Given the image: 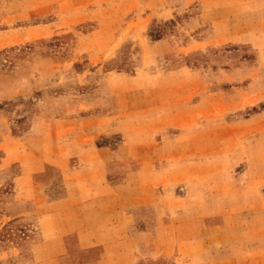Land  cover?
<instances>
[{"label": "rangeland", "instance_id": "1", "mask_svg": "<svg viewBox=\"0 0 264 264\" xmlns=\"http://www.w3.org/2000/svg\"><path fill=\"white\" fill-rule=\"evenodd\" d=\"M246 1L0 0V264L35 238L20 154L61 140L103 147L109 182L170 244L139 264L261 257L264 14Z\"/></svg>", "mask_w": 264, "mask_h": 264}, {"label": "crops", "instance_id": "2", "mask_svg": "<svg viewBox=\"0 0 264 264\" xmlns=\"http://www.w3.org/2000/svg\"><path fill=\"white\" fill-rule=\"evenodd\" d=\"M237 6L264 14V0ZM61 143L41 153L20 154L22 172L15 179L14 196L24 205L16 207L20 215L34 213L36 230L27 257L19 264H139L142 256L169 255L170 244L160 248L151 240L149 214L140 213L139 197L126 203L124 183L109 182L108 168L98 156L103 147ZM70 155L78 156L82 164L70 168L66 162ZM141 219L145 226L133 228ZM244 264H264V253L256 261L246 254Z\"/></svg>", "mask_w": 264, "mask_h": 264}, {"label": "trees", "instance_id": "3", "mask_svg": "<svg viewBox=\"0 0 264 264\" xmlns=\"http://www.w3.org/2000/svg\"><path fill=\"white\" fill-rule=\"evenodd\" d=\"M157 34V33H156ZM156 34H154V35H156Z\"/></svg>", "mask_w": 264, "mask_h": 264}]
</instances>
